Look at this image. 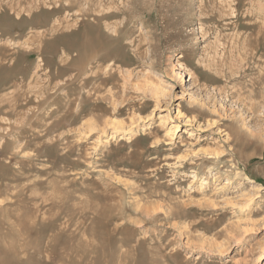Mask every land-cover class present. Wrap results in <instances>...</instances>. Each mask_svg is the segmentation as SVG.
I'll return each instance as SVG.
<instances>
[{
    "label": "rangeland",
    "instance_id": "1",
    "mask_svg": "<svg viewBox=\"0 0 264 264\" xmlns=\"http://www.w3.org/2000/svg\"><path fill=\"white\" fill-rule=\"evenodd\" d=\"M0 264H264V0H0Z\"/></svg>",
    "mask_w": 264,
    "mask_h": 264
},
{
    "label": "bare ground",
    "instance_id": "2",
    "mask_svg": "<svg viewBox=\"0 0 264 264\" xmlns=\"http://www.w3.org/2000/svg\"><path fill=\"white\" fill-rule=\"evenodd\" d=\"M81 3H82V2H81ZM81 3H80V4H81ZM8 4H9V3H8ZM42 4H43V3H42ZM97 4H98V3H97ZM28 5H29V4H28ZM28 5H27V6H28ZM24 10H25V9H24ZM112 10H113V9H112ZM38 48H39V47H38ZM35 85H36V84H35ZM5 129H6V128H5Z\"/></svg>",
    "mask_w": 264,
    "mask_h": 264
}]
</instances>
